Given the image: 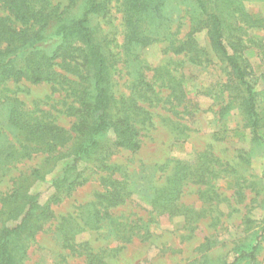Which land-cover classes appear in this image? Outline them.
Returning a JSON list of instances; mask_svg holds the SVG:
<instances>
[{"label": "trees", "instance_id": "16d2710c", "mask_svg": "<svg viewBox=\"0 0 264 264\" xmlns=\"http://www.w3.org/2000/svg\"><path fill=\"white\" fill-rule=\"evenodd\" d=\"M119 1L124 32L120 46L130 50L161 42L167 52L182 56L194 66L219 65L218 78L204 87L202 94L219 108L220 119L237 111L250 145L264 154L261 93L253 72L243 64L240 40L233 36L229 43L224 35L226 27L231 28L228 18L236 21L240 17L258 29H264V19L254 20L244 14L243 0H180L178 7H182L178 9L186 14L189 24L188 31L179 35V31L173 33L169 29L164 7L169 0ZM103 8V0H65L56 4L52 0H0V86L7 82L49 84L55 91L66 93L70 100L66 111L72 118L70 128L63 129L45 112L28 109L18 99H10L8 124L20 143H2L0 129V177L24 159L35 155L45 158L39 167L15 177L11 189L0 198V264H24L37 236L50 228H54L62 248L84 264H109L110 251L96 249L88 241L77 243L76 234L80 232L105 230L120 245L119 252L134 239L150 241L151 226L161 218L182 217L192 231L207 216L180 201L189 185L197 187L202 203L217 204L221 202L218 181L231 180L236 204L244 203V192L250 190L255 197L262 196L259 203L264 207L263 186L258 188L254 175H244L235 168L249 167V155L241 151L236 161L229 163L208 148L195 153L192 160H168L154 165L155 173L162 176L150 183L145 218L123 211L137 185L127 168L114 162L113 157L120 151L136 155L141 150L143 133L152 121L140 102L160 100L157 88L167 92L166 105L174 111L181 108L187 118L197 105L186 95L182 74L175 75L167 68L154 71L150 81L146 80L144 68L140 69L129 84L128 93H114V64L109 58L108 43L91 26V19ZM202 30L207 34L208 49L201 48L195 38ZM179 126L173 130L178 134L176 140L185 138L188 129ZM69 144V150L62 152ZM92 180L100 190L91 201L76 206L73 213L56 215L54 206L70 199ZM39 182L50 191L43 203L39 194L31 192ZM248 209L243 217V226L249 233L247 241L237 245L232 262L223 264H260L264 215L257 223L249 217L251 208ZM212 244L204 239L197 251L210 250Z\"/></svg>", "mask_w": 264, "mask_h": 264}, {"label": "rangeland", "instance_id": "374dc122", "mask_svg": "<svg viewBox=\"0 0 264 264\" xmlns=\"http://www.w3.org/2000/svg\"><path fill=\"white\" fill-rule=\"evenodd\" d=\"M52 2L64 3L65 0H52ZM170 2H172L171 5H169ZM179 2L180 0L166 1L164 6L166 12L165 10L164 12L169 17L170 31L173 33L179 31V35H183L188 31L189 23L183 10L178 9L182 7H178ZM103 5L102 12L91 19V26L98 37L108 43L109 58L114 64L112 77L114 93L116 95L122 92L128 93L129 84L140 69L144 68L146 80L150 81L153 79L154 71L167 68L175 75L182 74L186 95L197 105V110L187 118L181 108L174 111L166 105L167 92L164 89L158 90L156 86L154 89L159 91L160 100L154 98V101L140 102V105L151 114L152 121L151 126L143 133L141 150L136 155L120 151L113 157L114 162L127 168L128 175L134 180V185H137L132 198L122 208L123 211L145 218L149 208L150 183L156 181L161 175L158 172L155 173L154 165H161L168 160H192L195 153L208 148H211L222 161L229 163H234L241 151L248 154L250 166L242 169L237 165L235 168L244 175H254L258 188L263 186L261 188L264 189V154L260 149L250 145L248 133L241 127V118L237 111H231L227 117L220 119L217 115L219 108L214 105L211 98L202 94L204 87L218 78L219 65L194 66L182 56H174L167 52L161 42L146 48L123 49L120 46L123 44L124 36L120 1L103 0ZM241 10L254 20L264 19V0H243ZM72 12L76 14L78 11ZM236 18V21L231 18L227 19L228 23H231V28L226 27L224 35L229 43L233 41L231 38L233 36L240 40L243 47V64L253 72L256 88L261 93L259 106L263 108L264 29L250 27L240 17ZM195 38L201 48H209L205 30L196 33ZM210 56L214 57L212 53ZM215 61L214 59L213 62ZM54 89L53 86L45 83L31 85L25 82H7L0 86L2 143L14 146L20 143L17 134L8 124L10 99L12 98L18 99L28 109L45 112V116L53 119L59 127L67 130L70 128L72 118L66 111L70 100L66 98L64 91ZM179 125H185L188 128L185 131L186 137L182 140H176L175 137L178 134L173 132L175 128L181 127ZM69 146L70 144L62 149V152H67ZM44 158V155H35L13 164L6 174L0 177V198L11 189L15 177L23 173L27 174L31 169L39 167L44 163ZM170 169L171 167L165 171V176L169 174ZM217 186L218 193L221 195V202L217 204L202 203L196 194L195 185L185 188L180 201L196 211H203L207 216L196 226L194 225L192 231L191 228L185 226L182 217H175L172 220L161 218L157 225L151 226L152 242L151 239L148 242L134 239L131 244L125 245L119 252L120 245L106 234L105 230H100L98 233L80 232L76 234L77 243L88 241L96 249L110 251L107 259L109 264L230 263L234 259L237 245L244 244L249 236L243 226V217L247 214L248 208H251L249 217L259 223L264 215V207L259 203L262 196L257 198L250 190L244 192L246 197L244 203L236 204L232 197L234 189L231 180H220ZM99 190L98 184L92 180L79 188L70 199L54 206L56 215L73 213L76 206L91 201L94 193ZM31 192L39 194L41 203L45 202L50 195L47 185L41 182L35 183ZM204 239H209L213 246L210 250L199 252L197 248L204 242ZM259 241L258 261L264 264V237H260ZM69 254L62 248L60 240L54 233V228H50L37 236L27 252L24 264H84L81 259Z\"/></svg>", "mask_w": 264, "mask_h": 264}]
</instances>
